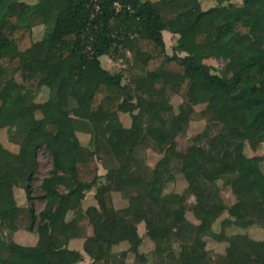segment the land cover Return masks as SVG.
Listing matches in <instances>:
<instances>
[{
	"label": "trees",
	"instance_id": "trees-1",
	"mask_svg": "<svg viewBox=\"0 0 264 264\" xmlns=\"http://www.w3.org/2000/svg\"><path fill=\"white\" fill-rule=\"evenodd\" d=\"M241 1L216 0L204 9L201 0H0V264H66L70 246L82 238L88 264H125L130 252L147 264L143 237L131 241L124 234L138 233L142 222L159 264H264V239L225 231L264 226V154L249 163L258 173L251 190L238 159L246 143H264V0ZM42 2L49 5L44 14L38 12ZM37 24L44 29L35 38ZM165 31L177 36L172 54ZM104 55L130 62L129 76L104 68ZM208 58L225 61V72H214ZM169 90L185 98L193 92L195 99L183 102L180 112L194 116L195 106L203 104L199 114L207 123L185 149L176 150L162 179L156 167L143 168L139 149L163 153L158 166L187 129L190 118L178 121ZM123 105L130 125L120 118ZM242 125L258 135H236ZM79 132L90 135L87 145ZM67 133L78 136L76 146L68 144ZM28 146L33 155L25 153ZM42 149L52 162L36 187ZM175 172L187 181L183 193L165 191ZM9 186L13 193L1 196ZM222 187L235 195L232 204ZM94 189L96 204L84 208ZM36 190L44 201L39 212L26 205ZM114 192L128 204L117 208ZM191 196L201 206L190 204ZM245 203L252 204L251 214ZM189 206L202 212L204 224L187 218ZM24 211L28 230L37 235L33 244L11 237ZM226 212L216 231L214 223ZM84 220L100 232L85 236ZM161 230L172 233V243L156 241ZM183 234H190L189 242ZM209 237L227 243L219 260L207 249ZM125 242L129 248L115 252ZM233 244L254 256L230 255Z\"/></svg>",
	"mask_w": 264,
	"mask_h": 264
},
{
	"label": "rangeland",
	"instance_id": "rangeland-1",
	"mask_svg": "<svg viewBox=\"0 0 264 264\" xmlns=\"http://www.w3.org/2000/svg\"><path fill=\"white\" fill-rule=\"evenodd\" d=\"M23 1V0H19ZM28 2H34V0H24ZM232 2L241 4V0H232ZM202 7L204 9H208L212 6H214L217 2L216 0H201ZM49 10V5L47 2H42L38 6V12L40 14H44ZM15 20V19H12ZM44 27L42 25L37 24L35 26V38L37 37V33L40 35ZM165 41H166V47L167 51L169 54L173 53V46L176 44V39L177 36L173 35L171 33H166L164 35ZM101 63L102 66L112 72H116L119 70H122L125 72V76H129V63L127 62L124 58H115L111 56H101ZM6 66H8V61L4 60L3 61ZM206 63L211 64L214 66V72L223 74L226 70V62L222 60H217L215 58H208L205 60ZM233 69L234 71H239L241 69L240 65L237 63L233 64ZM16 78L19 82H22L20 73L16 74ZM128 78V77H127ZM126 81V80H125ZM169 99L170 102L174 106V112L177 114V119L179 122L183 123L187 121L190 118V123L187 127V129L179 134L176 138V142L172 143L169 145L167 148L166 155L158 166H156L157 162L161 157L164 155L163 153H160L158 150H155L151 147H141L139 149V159L142 161L143 168L144 166H150V167H156V174L158 177L162 179H167V171H166V166L167 164L174 159L175 152L176 150H183L185 149L191 142V139L199 132L203 131V129L206 127L207 121L200 116V112L204 109L205 105L203 104H198L195 106L196 113L193 116H190L187 111H182L180 112V105L187 101L195 99V94L192 92L188 98H185L182 96V94L177 93L174 90H169ZM43 96L41 97V99ZM128 109L125 105L122 106V110L120 112V118L123 121L124 125H130L131 124V116L128 112H126ZM135 121L139 122L140 121V115L138 112L135 113ZM235 134L244 137L247 140L250 138L255 137L258 135V132L251 127L247 125H242L237 131H235ZM78 136L80 140L82 141L83 144L87 145L89 142L90 135L85 133V132H79ZM78 136L74 133H67L66 138L67 142L70 146H76L78 143ZM25 153L27 155H33L34 150L31 149L29 146L26 148ZM215 154L220 157V155L215 152ZM264 154V143H261L259 146L253 148L249 145V143L245 144V149H244V154L240 155L238 157L239 163H240V170L244 176V182H245V189L246 190H251L254 186V182L258 176L257 172H253L249 169V163L255 160L256 156L258 155H263ZM36 157L40 161V169L39 172L37 173V179L35 181V186L38 187L41 180L48 175L49 170L51 168V155L50 153L42 149L40 150L37 154ZM99 166H100V173L104 174L106 172L104 168L103 162L98 159ZM261 168L264 171V161L261 164ZM175 178L173 181L169 182L166 185V192H171V191H176L179 193H183L187 187V181L185 177L182 175L180 172H175ZM223 181H220V184L222 185ZM11 189L12 187L9 186ZM222 195L225 198V201L228 205L232 204L235 201V195L231 191L229 187H222ZM13 193L11 190H5L4 193L1 196H6ZM94 194H95V189L92 190L91 192L87 193L85 199L83 200V206L84 208H87L91 204H96V201L94 199ZM39 191L36 190L34 193H32L29 197V201L26 202V205L28 207H34L36 212H39L43 207H44V201L39 198ZM19 198L23 196V193L18 195ZM113 198H114V204L117 208H122L123 206L128 204V200L124 197L122 193L119 192H114L113 193ZM2 199V197L0 198ZM190 204L196 203L197 206H201V202L195 201L194 197L189 198ZM25 204V203H24ZM245 207L248 211L249 214L253 212L252 204L251 203H245ZM27 208V207H26ZM228 217V213H224L215 223H214V229L216 231H221L222 225L221 222L224 218ZM187 218L191 220L192 222L199 223V224H204L206 221V218L202 214L200 210L192 211L191 207H188L187 211ZM30 226L29 223V218H28V212L24 211L21 215V220H20V230L13 233L11 237H13L14 240L17 242L25 243V244H33L36 241V233L29 231L28 228ZM83 226L85 229V236L86 235H92L95 234L97 235L98 232H100V229H94L92 226L88 223L87 220L83 221ZM35 227V226H34ZM227 234H235V233H242L244 232L245 234H248L252 238L255 239H264V226H252L249 229H242L238 226L232 225L230 227H227L225 229ZM8 233L7 231H5ZM9 234V233H8ZM124 234L126 237L133 241L137 234L141 235L143 237V243L141 245V251L144 253H147L149 261L147 264H159L158 259L156 256L153 254L155 244L152 240H150L147 235H146V226L145 223L142 222L138 225V233H135L133 230L130 229H125ZM182 241L184 242H189L190 240V234H183L182 236ZM84 238L78 239L75 244L72 243L70 246V249L68 251L67 258L65 259L66 264H88L90 261L89 256L83 251L80 250V243L83 241ZM156 241L158 242H163V243H172L173 241V235L171 232L167 230H161L156 237ZM226 247L227 243L226 242H218L217 240L209 237L207 238V249L209 250L211 256L215 260H219V256L225 254L226 252ZM129 248V243H121L117 246L114 247L115 252H120L121 250H126ZM80 251H83L80 255ZM242 251H245L249 254H252L254 256V253L251 249L249 248H244L240 244H233L230 247L229 253L230 255H236ZM84 254V255H83ZM125 264H144L136 261L135 259V254L130 252L128 254V257L126 259ZM216 264V263H213Z\"/></svg>",
	"mask_w": 264,
	"mask_h": 264
},
{
	"label": "crops",
	"instance_id": "crops-1",
	"mask_svg": "<svg viewBox=\"0 0 264 264\" xmlns=\"http://www.w3.org/2000/svg\"><path fill=\"white\" fill-rule=\"evenodd\" d=\"M166 33H169V32H167V31H165L164 32V35H166ZM11 191H13L12 189H10ZM81 253H80V255L82 254V253H84L83 251H80ZM84 255V254H83Z\"/></svg>",
	"mask_w": 264,
	"mask_h": 264
}]
</instances>
